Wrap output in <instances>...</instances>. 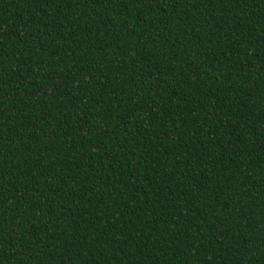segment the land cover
<instances>
[{
    "label": "trees",
    "instance_id": "16d2710c",
    "mask_svg": "<svg viewBox=\"0 0 264 264\" xmlns=\"http://www.w3.org/2000/svg\"><path fill=\"white\" fill-rule=\"evenodd\" d=\"M0 264H264V0H0Z\"/></svg>",
    "mask_w": 264,
    "mask_h": 264
}]
</instances>
